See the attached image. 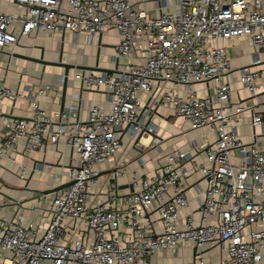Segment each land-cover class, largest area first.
<instances>
[{
    "label": "built area",
    "instance_id": "2783aa9c",
    "mask_svg": "<svg viewBox=\"0 0 264 264\" xmlns=\"http://www.w3.org/2000/svg\"><path fill=\"white\" fill-rule=\"evenodd\" d=\"M263 1L14 0L21 14L0 13V52L34 32L74 38L83 34L86 45H93L95 37L115 30V58L123 61L117 74L73 76L81 89L102 90L109 112L97 104L80 121L75 119L79 106L72 104L68 115H49L36 99L44 93L41 88L28 90V118H5L0 111V160L16 163L21 143L20 150L30 154L45 143L63 140L76 153L53 178L56 188L69 185L52 193L39 237L36 230L41 227L28 224L20 214L0 218V264H148L156 253H176L179 246L197 250L207 244L220 245L225 254L221 264H261L264 149L238 137L244 108L228 107L232 91L225 79L232 72L221 43L246 37L264 49ZM253 64L259 69H242L239 83L257 96L258 83L264 85V63L255 59ZM208 83L212 89L197 97L193 85ZM12 97L0 83V103ZM159 109L180 117L191 131H209L214 142H194L190 151L169 150L151 176L139 186L133 181L137 191L119 199L109 189L107 202L96 203L94 190L101 177L93 166L112 160L122 137L135 149L148 147L143 143L147 138L158 146L161 140L152 117ZM251 125L263 127L262 117L252 113ZM197 150L205 154L195 167L204 187L193 186L202 196L196 197L198 224L179 216L189 209L186 164ZM139 161L145 163L142 156ZM121 166L116 165L112 177L124 175ZM26 170L18 164L20 179ZM152 211L159 215L158 231L146 218ZM84 227L93 232L88 244ZM194 259V264H210L198 254Z\"/></svg>",
    "mask_w": 264,
    "mask_h": 264
},
{
    "label": "crops",
    "instance_id": "0c3cea01",
    "mask_svg": "<svg viewBox=\"0 0 264 264\" xmlns=\"http://www.w3.org/2000/svg\"><path fill=\"white\" fill-rule=\"evenodd\" d=\"M22 9L18 8L14 0H0V13L21 14ZM264 14V1L262 4ZM78 40V41H76ZM119 42V35L115 30L106 31L95 37L93 45H86L85 35L81 34L74 38L70 35H54L45 32H34L29 37L19 40L14 47L0 52V83L8 88L13 97L5 99L0 103L2 117L5 118H28V90L36 92L38 89L44 90L43 95L36 97L39 105L47 114L60 112L61 108V80L63 69L54 68L48 65H41L25 60L21 57L39 59L56 62L61 54L62 63L74 64L87 68H93L98 64V68L109 70V74H117L121 71V64L116 62L115 46ZM78 46L75 47V44ZM225 47L232 75L226 77V81L231 87L229 106L235 107L237 104L244 108L240 114L237 124V134L244 144L256 142L264 149V85L258 83L257 96H250L239 83L240 72L244 68L258 70L259 67L253 64L255 59L264 63V49L250 43L246 37L234 38L230 41L222 42ZM17 55V56H16ZM103 74L93 70L70 71L68 78V92L63 108L64 114L69 113L68 108L72 104L79 106L75 119L80 121L88 116L89 109L94 105H101L106 111H110V104L107 95L100 89H81L79 83L73 80L75 74ZM168 87V86H167ZM213 84H194L193 90L197 97H204L206 89H212ZM182 90V87H180ZM211 91V90H210ZM182 95V92H180ZM261 95V96H259ZM141 98L145 99L143 95ZM262 117L263 127H252L251 114ZM71 118L70 120H75ZM152 121L157 125V135L160 144L154 145L151 139H144L143 143L148 147L135 149L127 145L128 141L121 138V149L115 154L112 160L93 166V170L100 175L99 186L94 190L98 194L96 203H106V192L109 191V179L112 177L116 165L121 164L124 175L118 177L114 184L116 188L112 191L119 199L125 197L132 191H137L139 187L133 186V181H143L146 176L160 167L164 155L171 149L177 148L181 151H190L193 143H213L214 136L207 130L191 131L180 117L172 115L164 109H159V113L152 117ZM121 137L120 135H117ZM23 143L15 153L16 163H10L7 159L0 160V218H13L20 214L27 219V223L41 229H37V237L43 233V229L48 220L47 213L50 209L52 191L56 188L54 176L61 173L64 167L68 166L72 159L76 158V153L63 140L55 144L45 143L36 151L26 154L22 152ZM204 151H192V157L186 164L189 175L185 180V197L189 201V209L181 211L179 216L189 217L197 224L201 214L197 209V191L193 188L199 183L203 188L200 173L195 169L204 160ZM142 156L145 163L139 161ZM18 164L26 167V174L23 179L18 176ZM202 197L201 194L198 196ZM92 202V199H91ZM152 221L154 228L158 231L161 228L157 211H152L146 216ZM86 244L93 238V232L84 227ZM200 255L207 259L210 264H221L225 254L218 244H207L200 249H193L189 246H179L176 253L171 251L159 252L153 256L148 264H194L195 255ZM264 264V252L262 262Z\"/></svg>",
    "mask_w": 264,
    "mask_h": 264
},
{
    "label": "water",
    "instance_id": "95a60500",
    "mask_svg": "<svg viewBox=\"0 0 264 264\" xmlns=\"http://www.w3.org/2000/svg\"><path fill=\"white\" fill-rule=\"evenodd\" d=\"M21 58H24L25 60H28V61H31V62H35V63L41 64V65H48V66H51V67H54V68L63 69V73H62V75H60L61 77L59 78L61 80V82H60V85H61V108H60V113L63 112V108H64V104H65V98H66L67 92H68V78H69L70 71L93 70V71L99 72V73H105V74H109L110 73L109 70L98 68V64L97 63L95 64V66L93 68H87V67H82V66H76L74 64L72 65V64L62 63L61 54L59 56L58 61H56V62L44 61L42 56L39 59H33V58H30V57H21ZM116 62L118 63L117 60H116ZM115 182H116V178L110 177V179H109L110 190H113V191L116 190V188L114 187ZM68 185L69 184L63 185L61 187H57L52 192L56 191L59 188L66 187Z\"/></svg>",
    "mask_w": 264,
    "mask_h": 264
}]
</instances>
